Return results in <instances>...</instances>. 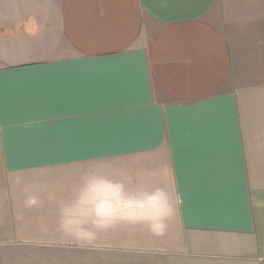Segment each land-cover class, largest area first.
<instances>
[{
  "label": "crops",
  "instance_id": "1",
  "mask_svg": "<svg viewBox=\"0 0 264 264\" xmlns=\"http://www.w3.org/2000/svg\"><path fill=\"white\" fill-rule=\"evenodd\" d=\"M89 171L163 191L164 228L67 233ZM19 248L264 264V0H0V249Z\"/></svg>",
  "mask_w": 264,
  "mask_h": 264
},
{
  "label": "clouds",
  "instance_id": "2",
  "mask_svg": "<svg viewBox=\"0 0 264 264\" xmlns=\"http://www.w3.org/2000/svg\"><path fill=\"white\" fill-rule=\"evenodd\" d=\"M101 188L108 189L107 195H100ZM169 213L163 191L130 192L124 183L96 171L84 173L75 199L61 209L64 230L83 239L93 236L85 228L88 223L104 228L116 220L143 221L153 230H162Z\"/></svg>",
  "mask_w": 264,
  "mask_h": 264
},
{
  "label": "rangeland",
  "instance_id": "3",
  "mask_svg": "<svg viewBox=\"0 0 264 264\" xmlns=\"http://www.w3.org/2000/svg\"><path fill=\"white\" fill-rule=\"evenodd\" d=\"M118 261L86 259L78 252L44 249H0V264H115Z\"/></svg>",
  "mask_w": 264,
  "mask_h": 264
}]
</instances>
